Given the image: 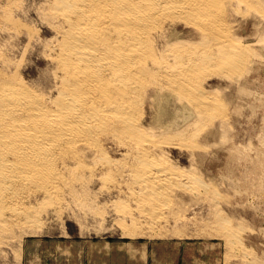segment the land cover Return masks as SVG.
Masks as SVG:
<instances>
[{
	"label": "bare ground",
	"instance_id": "bare-ground-1",
	"mask_svg": "<svg viewBox=\"0 0 264 264\" xmlns=\"http://www.w3.org/2000/svg\"><path fill=\"white\" fill-rule=\"evenodd\" d=\"M16 2L0 0V37L9 39L0 44V238L16 242L13 232L38 227L45 209L54 216L115 196L106 208L117 206L125 234H172L162 226L200 206L207 228L243 249L236 264H262L242 246V224L222 215L228 196L170 153L200 157L202 127L224 128L226 106L204 82L216 74L233 84L255 64L238 33L262 49L264 0H40L34 12L50 39L25 29ZM18 51L44 61L37 76L25 78ZM170 100L181 111H169Z\"/></svg>",
	"mask_w": 264,
	"mask_h": 264
},
{
	"label": "rangeland",
	"instance_id": "rangeland-1",
	"mask_svg": "<svg viewBox=\"0 0 264 264\" xmlns=\"http://www.w3.org/2000/svg\"><path fill=\"white\" fill-rule=\"evenodd\" d=\"M17 1L18 3L15 0L21 6V19H24L23 23L27 26L25 29L29 27L27 29L28 31L34 33L37 31L38 33L36 32L35 34L41 39H50L53 35L52 31L41 25L40 18L34 12V6L40 0ZM253 20L252 17L240 19L242 24L246 22L248 25H251ZM177 29L183 35L192 34L191 30L181 25ZM248 29H251L250 26H248ZM238 34L242 38H247V43L254 50L253 58L255 64L253 63L250 68L244 71L245 73H242L240 79H238L239 81L233 82V84L230 78L227 80L226 77L216 76V74L209 76V79L207 77V80L204 82L206 89L218 91L219 97L226 106L228 118L224 128L219 127L216 123L212 124L213 127L212 125L202 127L199 132L201 136L197 139L198 144L202 146L201 151H198L199 154L201 153L200 157L193 156V160H190L188 159V153L185 151H173L170 153V158L174 163L180 164L181 166H188L189 161H192V165L199 172L198 174L201 178L213 184L223 197L224 195L228 196H225L224 199L226 198L227 200H224L219 205L221 208L219 209L223 211H221L222 215L232 219V222H235V225L237 223L239 226H236L239 228L242 224L241 226L244 227V230L241 227L240 230L238 229L239 233H237L242 238V246L246 250H250V255L258 258V262L260 261L263 264L264 46L262 49L260 48L262 44L257 42V37L252 33L243 34L239 32ZM4 40L9 39L8 37H0V44ZM23 43L24 41L19 42L14 49H19L18 47L22 48ZM25 54L23 53L22 55L18 51L14 52L13 55L21 63V59H23L24 64L22 63L21 67L27 65L24 76L28 79V76L29 78L37 76V73L45 67V64L35 52H31L30 56L27 53ZM167 108L169 111L175 112L177 110L181 111L182 106L170 100ZM103 198L96 197L90 201L91 205L94 204L93 206H87L86 204L80 205V208L79 205L74 204L80 209L76 207L71 208L70 206L67 209H62L54 216H52L49 209L41 211V222L37 224L38 227L36 225L25 226L13 232L17 235L16 242H13L12 238L8 236L0 238V241H4L0 243V264H21L23 241L30 238L44 237L68 239L73 243H80L82 239H91V243L94 245L102 246L104 244H111L116 247L126 246L129 250L138 248L145 250L147 248L157 260H162L163 264L170 262V260L173 264H236L241 259L240 255L243 249L237 245L235 247L232 243L226 245L227 241L222 236H216L217 234H214L215 232L212 230L213 227L208 225L210 216L206 217V209L202 210L203 208L200 206H193V208L184 211L185 217H191V220L187 222L181 221L175 225L168 223L165 226L163 225L164 227L162 226L163 230H172V234L169 232H167L169 234L165 232L167 235L165 233L160 235L125 234L122 227L115 220L117 206H115L116 210L106 208L110 204L108 202L116 197L103 196ZM31 202L34 205L35 200ZM104 202L106 203L104 204ZM107 203L108 205H106ZM207 225L212 228V231L207 228ZM159 228L161 229L160 226ZM210 232L214 233L211 234ZM13 233L10 234L12 235ZM237 252H241V254L239 255ZM252 256L251 258L254 259ZM237 257L240 259L238 260Z\"/></svg>",
	"mask_w": 264,
	"mask_h": 264
},
{
	"label": "crops",
	"instance_id": "crops-1",
	"mask_svg": "<svg viewBox=\"0 0 264 264\" xmlns=\"http://www.w3.org/2000/svg\"><path fill=\"white\" fill-rule=\"evenodd\" d=\"M91 242V239H82L80 243L62 238L26 239L22 244L21 264H163L147 248L129 250L126 246H100Z\"/></svg>",
	"mask_w": 264,
	"mask_h": 264
}]
</instances>
